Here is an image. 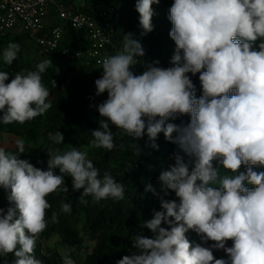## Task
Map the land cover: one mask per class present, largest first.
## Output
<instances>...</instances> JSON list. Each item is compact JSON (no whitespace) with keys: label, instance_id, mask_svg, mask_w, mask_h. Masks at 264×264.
Instances as JSON below:
<instances>
[{"label":"clouds","instance_id":"obj_1","mask_svg":"<svg viewBox=\"0 0 264 264\" xmlns=\"http://www.w3.org/2000/svg\"><path fill=\"white\" fill-rule=\"evenodd\" d=\"M159 2L137 0L141 35L153 30L151 6ZM169 13V36L176 45L171 67L153 61L135 75L130 69L145 50L128 33L122 49L100 61L102 76L95 81V95L107 92L108 98L96 106L101 119L91 130L90 148L114 149L110 126H115L133 141L146 129L157 150L163 133L178 149L158 177L160 192L151 183L145 187L160 200V210L142 225L153 237L135 235L136 251L116 264H264V172L254 170L264 166V0H174ZM19 50V44L9 43L4 62L11 65ZM50 66L51 60H44L10 82V74L0 71V122L24 124L52 107L41 75ZM188 73H199L201 95ZM182 116L190 119L169 122ZM49 139L63 144L64 135L56 131ZM17 148L18 154L0 148V187L13 205L0 208V255L12 254L11 264H42L34 251L48 227L47 197L69 192L65 176L73 191L82 190V204L89 196L97 203L123 200L126 189L109 173L101 176L88 152L75 146L48 149L47 170L20 158L23 140ZM170 192L177 199H165ZM60 210L70 214L72 205L62 202ZM51 219L56 222L57 214ZM189 230L215 243L193 244ZM229 240L232 246L226 247ZM213 248L227 259L215 258ZM62 261L75 264L68 254Z\"/></svg>","mask_w":264,"mask_h":264},{"label":"trees","instance_id":"obj_2","mask_svg":"<svg viewBox=\"0 0 264 264\" xmlns=\"http://www.w3.org/2000/svg\"><path fill=\"white\" fill-rule=\"evenodd\" d=\"M72 9L87 13L98 18L99 14L93 11L95 4L104 3L111 8L113 16L110 19L111 44L107 54L114 55L122 48L124 35L131 33L134 39L142 44L145 55L138 57L140 63L135 75L142 74L147 64L159 61L158 67L168 68L170 59L176 49L175 42L170 38L169 32L172 23L169 20V9L174 0H160L153 3V30L141 35L143 29L139 23V13L136 10L137 0H84V6L77 7L76 0H64ZM92 3V4H91ZM42 35V33H41ZM86 42V43H85ZM9 43H17L20 50L17 59L8 65L3 60V51ZM88 42L84 32H76L66 26L65 39L59 50L43 53L36 39L29 33L14 34L0 31V71L10 74L9 81L18 72L35 71L37 65L50 59L51 66L42 73V83L49 90L48 101L52 107L42 116L24 124H3L0 122V148L6 152L17 153V141L23 140L25 152L20 154L21 159H26L35 167L47 170L49 159L47 150L59 149L61 152L68 150L69 145L87 151L88 157L99 169L100 175L105 172L112 175L117 182L125 186L126 192L123 200L108 198L94 202L92 197H85L87 204L80 203L81 191L72 190L71 177L65 176V183L69 188L67 193H52L47 199L51 208L47 211L46 220L48 227L39 235L36 241L35 257L42 264H63L64 255L53 251L50 257L47 253L48 242L57 238L56 244L62 248H79L84 244L85 238L94 242L92 252L88 253L83 264H116L125 255H131L136 250L133 248L132 238L137 234L153 237L151 230L143 228V222L152 218L154 210H160V200L151 192H145V187L151 183L160 192L158 177L174 163L173 154L178 150L176 145L165 139L160 133L156 143L158 150L150 147L146 133L142 138L134 141L123 134L115 126H110L114 132L116 147L111 151L103 148H90L93 139L91 130L98 128L101 119L97 105L104 102L107 92L96 96L95 81L102 76L101 65L87 59H70L64 54V49L71 51L84 49ZM181 55H183L181 50ZM197 90V96L202 94L199 73H188ZM55 81V86L53 85ZM3 113L0 112V116ZM188 116L178 117L173 123L187 122ZM56 131L64 135L63 144H53L49 139ZM124 147L121 148L120 145ZM140 148V155L136 149ZM242 171L245 170L243 167ZM257 172H264V166H254ZM56 174H60L56 169ZM222 171V170H221ZM8 191L0 187V208L7 210L13 206L8 200ZM163 195V193H160ZM165 199H177L174 192H170ZM72 205V212H61V203ZM57 214V221L52 222V214ZM165 226V225H162ZM193 244H201L211 248L214 241H202L201 236L193 230L186 233ZM232 241L226 242V247L232 246ZM215 258L227 259L223 250L212 249ZM75 261L74 254H68ZM12 254L0 255V264H11Z\"/></svg>","mask_w":264,"mask_h":264},{"label":"built area","instance_id":"obj_3","mask_svg":"<svg viewBox=\"0 0 264 264\" xmlns=\"http://www.w3.org/2000/svg\"><path fill=\"white\" fill-rule=\"evenodd\" d=\"M52 9L57 11V21L45 29L44 22ZM93 11L99 14L98 18L67 8L60 4V0H0V31L30 33L42 52L49 53L60 49L65 39L66 26H69L76 32H84L89 46L77 51L66 48L64 54L70 59H87L101 65L100 61L108 55L107 50L111 44L110 25L103 24L111 8L99 3L93 6ZM136 65L130 70H136Z\"/></svg>","mask_w":264,"mask_h":264},{"label":"rangeland","instance_id":"obj_4","mask_svg":"<svg viewBox=\"0 0 264 264\" xmlns=\"http://www.w3.org/2000/svg\"><path fill=\"white\" fill-rule=\"evenodd\" d=\"M60 4L61 5H64L67 8H71L70 6H68L65 3L64 0H60ZM84 4H85V1L84 0H76L75 1V5L77 7L84 6ZM112 16H113V12L111 11L109 13V15H108V19L105 20V22H103V24L105 26H107V24H109L110 19L112 18ZM45 22H46V20H45ZM45 22H44V26H45V29H47L48 27L46 26V23ZM85 43H84V45H86V46H84L85 47L84 49H87L88 46H89V44L88 43L85 44ZM56 240H57V238H53V240H50L48 242L49 248L47 249V253L49 254V256L50 257L53 256V251H57V252H59L62 255H65V254H74L76 256L75 264H83L86 256L88 255V253L92 252V250H93V248L95 246V243L94 242H90L89 239L85 238L84 244L82 246H80L79 248H67V249H65V248L59 247L56 244Z\"/></svg>","mask_w":264,"mask_h":264},{"label":"crops","instance_id":"obj_5","mask_svg":"<svg viewBox=\"0 0 264 264\" xmlns=\"http://www.w3.org/2000/svg\"><path fill=\"white\" fill-rule=\"evenodd\" d=\"M57 21V11L55 9H52L49 13L48 18L46 19V26L50 27Z\"/></svg>","mask_w":264,"mask_h":264}]
</instances>
